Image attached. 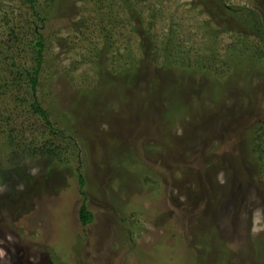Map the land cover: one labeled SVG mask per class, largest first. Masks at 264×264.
Masks as SVG:
<instances>
[{
    "label": "rangeland",
    "instance_id": "rangeland-1",
    "mask_svg": "<svg viewBox=\"0 0 264 264\" xmlns=\"http://www.w3.org/2000/svg\"><path fill=\"white\" fill-rule=\"evenodd\" d=\"M119 1L39 0L42 22L0 0V264H264V164L246 138L264 124V0H223L258 16L232 30L199 0H140L134 19ZM146 40L172 41L182 77ZM12 135L59 156L12 153Z\"/></svg>",
    "mask_w": 264,
    "mask_h": 264
},
{
    "label": "trees",
    "instance_id": "trees-1",
    "mask_svg": "<svg viewBox=\"0 0 264 264\" xmlns=\"http://www.w3.org/2000/svg\"><path fill=\"white\" fill-rule=\"evenodd\" d=\"M111 1V0H110ZM118 1V0H117ZM200 2L199 5H201L203 7V9H205L206 13H209L211 16H213V20L217 23H219L220 25H222V27H226L228 28V30H232V28L236 27H240V28H244V29H250L253 26L255 27V25L252 26V24L250 22H253V19L255 17L258 18V16H256L255 12L253 10L250 9H242V12H244L243 14L239 15L238 13H236V9L231 8V10L229 11V13H231L232 15L229 17L226 14H228V10H226L225 4L223 2V0H199ZM25 2H27V4L29 5V7L34 10V12L36 13V15L38 16V18L40 19V21L44 22V18L40 15V13L37 11L38 8V2L39 0H25ZM122 6L124 11H129L130 14L132 15L133 19L134 18H138L139 16H141L142 14L139 11L138 6H141L142 4H140V0H120L119 1ZM105 4L104 0H96V6L98 7H102ZM225 8V9H224ZM245 10V11H244ZM227 11V12H226ZM235 11V12H234ZM257 18L255 19L257 21ZM231 20L232 19V23L231 26L226 22L227 20ZM261 29V28H259ZM262 36V34L260 33V37ZM171 37H173V35H171ZM170 39V38H169ZM262 39V37H261ZM45 39L43 36H39L37 37V39L33 42L34 45L32 47V51L33 53L36 55L37 61H36V68L30 72V71H26V77L28 78L31 86H32V90L33 92H37V87L39 85V75L41 72V67L43 65V52L45 50V43H44ZM148 41H144L143 46H142V50L145 51L147 54H151L150 57V61L154 62V58H156V56L158 55V51L162 52L161 57L164 58V62L165 64H167L168 62H172V59L175 58L176 60V66L173 72H177L181 75H183V69H179L181 67L186 66L185 60L186 58H181V56L179 55L180 51H177V48L174 47L173 43L171 40H167V42H157L154 43L153 47L148 45ZM189 65V64H188ZM165 68L167 69L168 66L165 65ZM134 71V70H131ZM165 71V69H164ZM130 71H128L129 73ZM135 72V71H134ZM134 72H130L129 74H127L124 78V80L122 81V85L123 87L128 85V84H132L133 80H132V76H134ZM124 75V72L119 75L118 77L121 78ZM178 77V78H181ZM5 85V84H4ZM5 86H8V84H6ZM97 91H93V93H90L87 97V99L89 100L88 102V106L86 108H90L92 109V107L95 104V96L97 95ZM134 105H133V115L136 116L135 111H134ZM89 109V110H90ZM34 111L36 113H38L46 122V124L50 127L51 131L52 129H54V125L51 118L50 113L44 109L43 106H41V104H38L37 102L34 104ZM177 111L182 112L179 108H177ZM140 116H142V114H140ZM83 121V120H81ZM56 129V128H55ZM85 131V128H84ZM53 133H55V131H53ZM249 140V146H251L250 148L252 149H258L260 152H258V159L257 163H260L261 166H263L264 164V124L261 125L260 128H254L253 130H251L250 135H247L246 137ZM16 138L10 137V146L12 148V150H10L12 153H20L25 155L27 158L28 157H39L42 156L43 158H46L48 160V162L50 163H54V161L56 160L57 156H59L60 153V149L58 147L55 146L52 143L47 142L44 145H34L33 142L31 143H26L23 144L22 142H20L21 144L15 145V140ZM129 149L133 150V146L129 143ZM251 149V150H252ZM78 180L80 183L81 187H85V179L83 174H79L78 176ZM82 196H86L84 193L81 194ZM79 218L80 221L82 223V225L84 227L88 226L90 223H92L94 221V215L93 213L89 210V207L86 204V201H84L81 205L80 211H79Z\"/></svg>",
    "mask_w": 264,
    "mask_h": 264
}]
</instances>
